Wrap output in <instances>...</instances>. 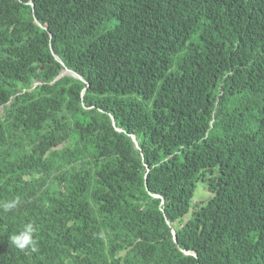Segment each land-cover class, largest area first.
Segmentation results:
<instances>
[{"label": "trees", "instance_id": "trees-1", "mask_svg": "<svg viewBox=\"0 0 264 264\" xmlns=\"http://www.w3.org/2000/svg\"><path fill=\"white\" fill-rule=\"evenodd\" d=\"M0 108V264H264V0H0Z\"/></svg>", "mask_w": 264, "mask_h": 264}, {"label": "clouds", "instance_id": "clouds-1", "mask_svg": "<svg viewBox=\"0 0 264 264\" xmlns=\"http://www.w3.org/2000/svg\"><path fill=\"white\" fill-rule=\"evenodd\" d=\"M34 230V227L28 224L22 232L11 236V243L22 250L31 245L32 250L35 251V241L33 240Z\"/></svg>", "mask_w": 264, "mask_h": 264}, {"label": "water", "instance_id": "water-1", "mask_svg": "<svg viewBox=\"0 0 264 264\" xmlns=\"http://www.w3.org/2000/svg\"><path fill=\"white\" fill-rule=\"evenodd\" d=\"M31 3V5H32V7L34 8V3L33 2H30ZM58 58V57H57ZM63 74H70V75H74V76H76V77H78V78H81V76L78 74V73H76V72H74V71H72V70H70V69H68V68H65V70L62 72V75ZM135 140V139H134ZM135 143H136V146L138 147V145H137V141L135 140ZM173 231V234H174V239L176 240L177 239V235H176V233H175V230H172Z\"/></svg>", "mask_w": 264, "mask_h": 264}, {"label": "rangeland", "instance_id": "rangeland-1", "mask_svg": "<svg viewBox=\"0 0 264 264\" xmlns=\"http://www.w3.org/2000/svg\"><path fill=\"white\" fill-rule=\"evenodd\" d=\"M2 113V109L0 108V114Z\"/></svg>", "mask_w": 264, "mask_h": 264}]
</instances>
